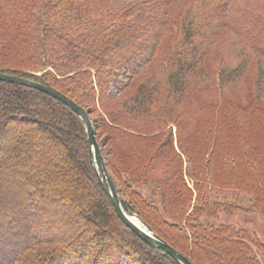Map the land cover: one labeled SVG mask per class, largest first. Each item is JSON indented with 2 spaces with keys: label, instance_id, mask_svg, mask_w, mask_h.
<instances>
[{
  "label": "trees",
  "instance_id": "1",
  "mask_svg": "<svg viewBox=\"0 0 264 264\" xmlns=\"http://www.w3.org/2000/svg\"><path fill=\"white\" fill-rule=\"evenodd\" d=\"M0 59V72L53 86L88 112L123 209L193 264H264V241L255 243L252 229L206 228L187 193L172 202L180 206L164 207L172 218L144 211L127 187L143 171L134 119L178 120L184 101L224 116L227 98L248 90L254 96L248 105H230L249 120L264 116V0H0ZM252 66L254 84H241ZM95 97L124 139L117 149L128 170L112 168L105 156L90 114ZM214 122L212 150L220 140V121ZM261 130L256 127L258 141ZM220 149L247 171L233 186L253 194L263 212L264 171L253 146ZM89 153L74 110L34 87L0 79V264H181L117 216ZM199 175L194 172L195 184ZM209 182L220 186L211 171ZM212 204L198 207L206 218L212 206L221 211Z\"/></svg>",
  "mask_w": 264,
  "mask_h": 264
},
{
  "label": "rangeland",
  "instance_id": "2",
  "mask_svg": "<svg viewBox=\"0 0 264 264\" xmlns=\"http://www.w3.org/2000/svg\"><path fill=\"white\" fill-rule=\"evenodd\" d=\"M227 42L238 49L241 47L240 43L232 37H229ZM229 48L231 49L230 45ZM254 72L255 68L252 66L248 74L240 78L241 84H252V82L254 84ZM120 79L122 80V78ZM110 89L113 94H118L112 85ZM253 97L249 90L243 92L240 97L236 93L231 94L226 102L229 105L225 104L226 106L223 107L224 111L228 113L224 116L221 113L213 115L215 109L192 108L191 103L188 104L184 101L182 103L184 114L183 116L181 114L178 120H175L174 115L171 119L167 118L164 123L160 121L158 116L152 118L154 120L152 124L145 123V120L134 119L139 124L137 125L139 130H134L137 134L142 135V139L138 136L133 141L138 142L134 147L143 149L138 150L141 158V166L138 171L141 169L143 171L134 182L135 184H128L127 187L128 191L136 195L137 206L150 213L157 211L163 216L166 213L172 218L170 209L165 212L164 207L166 208V205L170 204H179L180 206V203L172 202L183 201V196L187 193V202L194 206L196 214H200L199 218L202 223L208 222L206 228L211 227L218 230L225 224H232V226L241 224L255 232H253L255 243L258 244V238L263 242L264 211L261 212L257 210L256 205L254 206L253 199L257 198L253 194L247 195L243 190L233 186L236 180L245 178L247 171L241 166H236L235 161L228 162L220 153V147L223 146L234 148L243 143L246 146H253V153L260 157L261 170L264 171V158L260 151L254 148L256 143L262 151L264 150V116L257 118L254 113L249 120L247 114L246 117L241 115L236 106L230 105L234 101H238V105L240 103L248 105L247 101ZM95 98L93 107L90 108V114L99 125L97 132L99 133V140L104 143L101 147L104 149L105 156L112 168L123 167L128 170L127 158H123L124 155L117 149L124 139L114 129L116 123L109 119L108 111H103L99 100L97 97ZM259 100L264 102L263 92H261ZM214 117L220 121L217 124L218 130H220L217 132L220 140L215 143V148L212 150L210 148L215 135L210 136L208 132L215 125ZM259 126L262 129L259 137L263 143L255 139V130ZM149 129L151 130L149 131ZM222 135L223 142L221 145ZM144 171L146 174L142 176ZM210 171L220 186L215 187L209 182ZM194 172L197 173V176L198 172L200 173L196 184L193 178ZM207 202H215L217 204L212 205L218 207L221 204L222 206L219 208L221 211H217L218 214L214 213L215 207L212 206V214L206 218L198 207L205 208L203 205ZM226 207L227 210H225ZM149 217L151 220L154 218L153 216ZM223 228L220 230L223 231ZM86 241L87 239H82V243H87ZM181 244L187 249L193 248L191 242H181Z\"/></svg>",
  "mask_w": 264,
  "mask_h": 264
},
{
  "label": "water",
  "instance_id": "3",
  "mask_svg": "<svg viewBox=\"0 0 264 264\" xmlns=\"http://www.w3.org/2000/svg\"><path fill=\"white\" fill-rule=\"evenodd\" d=\"M0 79L34 87L38 90H41L56 97L64 104L69 106L72 110H74L79 115L85 125V130L89 142L90 160L95 170L97 180L102 186V188L105 190L107 196L109 197L117 216L122 220L124 224L131 228L143 241H145L150 246L163 250L164 253L171 255L181 264H193V262H191L189 258L184 256L182 253H180L178 250H176L174 247H172L170 244L160 238L157 234H155L151 230V228L141 219L138 218L141 221L142 226H139L130 220L127 215L128 212L125 211L121 206V198L117 193V190L110 177L108 170L106 169L105 161L103 159L100 146L97 143L95 129L93 127L91 119L89 118L88 112L82 106L77 104L74 100H72L59 90L55 89L53 86L44 85L38 81L27 77L0 72Z\"/></svg>",
  "mask_w": 264,
  "mask_h": 264
},
{
  "label": "bare ground",
  "instance_id": "4",
  "mask_svg": "<svg viewBox=\"0 0 264 264\" xmlns=\"http://www.w3.org/2000/svg\"><path fill=\"white\" fill-rule=\"evenodd\" d=\"M127 213V212H126ZM128 217L130 218L131 221H133L135 224L142 226L141 221L138 219V217L136 215L133 214H129L127 213Z\"/></svg>",
  "mask_w": 264,
  "mask_h": 264
}]
</instances>
